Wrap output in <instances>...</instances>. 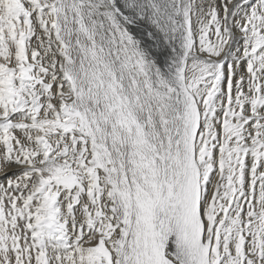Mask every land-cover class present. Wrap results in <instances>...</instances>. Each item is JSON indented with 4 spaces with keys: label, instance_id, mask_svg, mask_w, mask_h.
Wrapping results in <instances>:
<instances>
[{
    "label": "snow or ice",
    "instance_id": "1",
    "mask_svg": "<svg viewBox=\"0 0 264 264\" xmlns=\"http://www.w3.org/2000/svg\"><path fill=\"white\" fill-rule=\"evenodd\" d=\"M0 264H264V0H0Z\"/></svg>",
    "mask_w": 264,
    "mask_h": 264
}]
</instances>
